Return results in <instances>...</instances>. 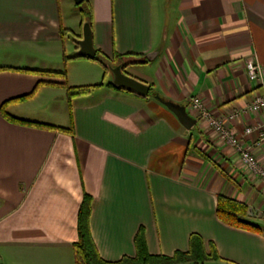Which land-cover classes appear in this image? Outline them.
I'll use <instances>...</instances> for the list:
<instances>
[{
	"label": "crops",
	"instance_id": "obj_1",
	"mask_svg": "<svg viewBox=\"0 0 264 264\" xmlns=\"http://www.w3.org/2000/svg\"><path fill=\"white\" fill-rule=\"evenodd\" d=\"M84 1L96 58L127 56L125 72L153 95L114 90L111 73L108 84L79 85L99 86L70 101L63 74L29 64L51 46L60 50L69 35L76 54L82 14L77 32L66 0H0V264H75L84 194L106 261L134 257L142 229L152 255L186 252L197 234L228 261L208 264H264V181L204 121L187 130L154 98L194 117L189 106L198 97L235 136L254 143L257 134L244 132L263 113L229 118L264 89L246 72L251 60L264 68V0ZM61 29L69 30L64 39ZM42 87L62 91L48 115L17 111ZM255 153L264 169V143ZM219 196L243 204L244 219L258 229L220 220Z\"/></svg>",
	"mask_w": 264,
	"mask_h": 264
},
{
	"label": "trees",
	"instance_id": "obj_2",
	"mask_svg": "<svg viewBox=\"0 0 264 264\" xmlns=\"http://www.w3.org/2000/svg\"><path fill=\"white\" fill-rule=\"evenodd\" d=\"M84 3L85 1L82 4ZM82 17H83L82 25L84 24L85 21H89L91 25L92 12L90 5H89L88 15L85 14L84 11H82ZM68 33L69 30L61 29V36L63 39ZM125 57L127 56L124 57L115 56L114 58L111 59V58H107L106 56L98 52V57L95 58L94 60L101 63L106 69V71H109L111 67L123 63V61H125L123 60L125 59ZM145 62H147V59L145 60ZM127 64H129V62ZM126 74L129 75L128 73ZM62 85L65 87L67 98L70 101L76 97L89 95L95 87L99 86V85H85V86L71 87L68 85L66 81L62 83ZM108 86L112 87L114 90L119 92L127 91L130 93H134L127 89L117 88L115 86H112L111 84H109ZM149 94L153 95V93L151 92V88ZM5 116L13 122L23 123V121L16 119L10 115L5 114ZM25 123H29V122H25ZM29 124L35 126H46L45 124L33 123V122ZM46 127H50V126H46ZM91 202H92L91 196H89L88 194H84L78 215V241L74 244L75 264H208L209 262L228 263L227 260L220 257L213 244H210L211 249L208 252L206 250L204 240L197 234H193L190 237L189 250L186 252L176 251L172 256L152 255L148 251L142 229L137 233L135 237L136 255L134 257H124L121 260L114 262L106 261L103 258H101V256L99 255L95 243L93 241V238L91 236L90 227H89ZM216 212L219 219L230 226H235L249 230L258 229L256 225H253L252 223H249L244 219V216L246 215L247 212V208L243 204L235 200L228 199L224 196H219Z\"/></svg>",
	"mask_w": 264,
	"mask_h": 264
},
{
	"label": "rangeland",
	"instance_id": "obj_3",
	"mask_svg": "<svg viewBox=\"0 0 264 264\" xmlns=\"http://www.w3.org/2000/svg\"><path fill=\"white\" fill-rule=\"evenodd\" d=\"M64 7L68 25H74V27L77 29V32H80V28H78V25L81 21L82 11H84L87 15L89 13V6L86 4V1L84 4L76 5L73 0H66ZM79 36L81 37V34H79ZM60 46V50L57 47L55 49L51 46V51L48 56H35L29 65L35 68H43L46 71H49V73L46 74L55 75L58 74L56 72H60L61 74H63L61 77H64L62 79L66 81L69 86H79L90 81H94L93 83L95 84H108L111 81L112 72L110 70L106 71L101 63L95 60L94 62L86 58L74 57V42L73 38L70 35L62 42ZM43 90V87L40 88V90L37 91L34 97H29V102L27 104L24 103V105L19 106L17 108V111L22 110L23 112H25L27 110H33L40 113L42 112V114H44L45 112V114L48 115L51 112L52 106L54 105V97H60L58 92L62 91H55L54 93V91H47L46 89L45 91ZM61 90L66 89L63 88ZM63 92L66 93V91ZM59 100L58 102H60Z\"/></svg>",
	"mask_w": 264,
	"mask_h": 264
},
{
	"label": "built area",
	"instance_id": "obj_4",
	"mask_svg": "<svg viewBox=\"0 0 264 264\" xmlns=\"http://www.w3.org/2000/svg\"><path fill=\"white\" fill-rule=\"evenodd\" d=\"M246 72L251 82H255L264 86V68L255 60L246 63ZM190 110L194 114L196 120L204 121L219 137L221 142L235 148L240 155L242 165L252 174L262 178L264 181V169L258 162L256 150L264 143V89L261 94L253 99L243 110L237 111L230 116V120L241 117L243 114L263 113L259 123L250 128H246L244 136L257 134V140L252 144L244 143L240 138L235 136L223 121L216 119L208 112L200 98L191 99Z\"/></svg>",
	"mask_w": 264,
	"mask_h": 264
},
{
	"label": "water",
	"instance_id": "obj_5",
	"mask_svg": "<svg viewBox=\"0 0 264 264\" xmlns=\"http://www.w3.org/2000/svg\"><path fill=\"white\" fill-rule=\"evenodd\" d=\"M76 5H81L84 0H73ZM78 50L75 54L77 58H88L94 60L97 56V50L93 44V34L89 21H85L82 25V38L76 41ZM156 54H151L147 56V61H152ZM123 66L121 64L113 66L110 71L113 74V86L121 89H127L135 94L147 97L150 93V87L127 75L123 72ZM154 98L162 103L168 110H170L179 120L181 125L187 129L191 130L197 123V120L193 118L188 112L186 107L175 104L172 101L165 100L159 95H154Z\"/></svg>",
	"mask_w": 264,
	"mask_h": 264
},
{
	"label": "flooded vegetation",
	"instance_id": "obj_6",
	"mask_svg": "<svg viewBox=\"0 0 264 264\" xmlns=\"http://www.w3.org/2000/svg\"><path fill=\"white\" fill-rule=\"evenodd\" d=\"M121 65L123 66L122 69H123V72L125 73V66H126L127 64H126V63H122Z\"/></svg>",
	"mask_w": 264,
	"mask_h": 264
}]
</instances>
